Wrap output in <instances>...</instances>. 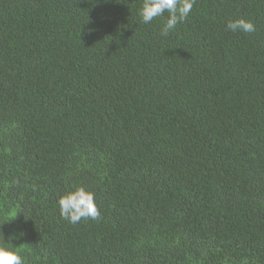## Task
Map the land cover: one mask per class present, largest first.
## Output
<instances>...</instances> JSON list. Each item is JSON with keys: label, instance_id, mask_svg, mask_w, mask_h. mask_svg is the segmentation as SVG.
<instances>
[{"label": "trees", "instance_id": "trees-1", "mask_svg": "<svg viewBox=\"0 0 264 264\" xmlns=\"http://www.w3.org/2000/svg\"><path fill=\"white\" fill-rule=\"evenodd\" d=\"M141 5L0 0V242L24 264H264V0H195L167 37ZM78 187L100 215L73 224Z\"/></svg>", "mask_w": 264, "mask_h": 264}, {"label": "clouds", "instance_id": "clouds-1", "mask_svg": "<svg viewBox=\"0 0 264 264\" xmlns=\"http://www.w3.org/2000/svg\"><path fill=\"white\" fill-rule=\"evenodd\" d=\"M194 3L195 0H142L138 15L141 22L147 25L156 17H163L167 13V18L160 30V35L167 37L178 23L188 18ZM226 30L245 34L256 31L254 23L245 18L228 20ZM58 204L61 216L73 224L78 223L82 218L95 220L100 215L95 203L94 193L84 187H78L61 195ZM0 264H24V260L19 253L8 246V242L3 240V242H0Z\"/></svg>", "mask_w": 264, "mask_h": 264}]
</instances>
